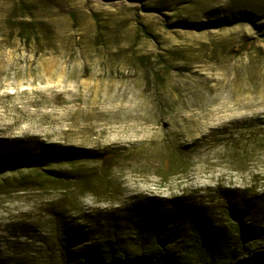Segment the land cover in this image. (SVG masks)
<instances>
[{"label":"rangeland","instance_id":"1","mask_svg":"<svg viewBox=\"0 0 264 264\" xmlns=\"http://www.w3.org/2000/svg\"><path fill=\"white\" fill-rule=\"evenodd\" d=\"M0 144L44 152L0 173V264H59L62 230L78 252L137 200L264 188V0H0Z\"/></svg>","mask_w":264,"mask_h":264},{"label":"trees","instance_id":"2","mask_svg":"<svg viewBox=\"0 0 264 264\" xmlns=\"http://www.w3.org/2000/svg\"><path fill=\"white\" fill-rule=\"evenodd\" d=\"M243 20L218 18L212 25ZM176 25L197 26L187 21ZM41 154L0 144V173L35 165ZM90 222L91 228L78 234L89 241L78 252L69 250L70 237L62 230L59 264H264V188L257 186L145 198L110 215L96 213Z\"/></svg>","mask_w":264,"mask_h":264}]
</instances>
